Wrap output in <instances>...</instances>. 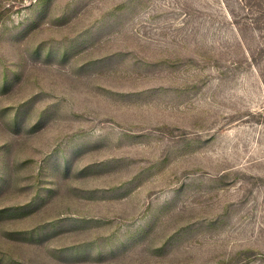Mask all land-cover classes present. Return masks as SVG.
<instances>
[{"label":"rangeland","instance_id":"rangeland-1","mask_svg":"<svg viewBox=\"0 0 264 264\" xmlns=\"http://www.w3.org/2000/svg\"><path fill=\"white\" fill-rule=\"evenodd\" d=\"M0 264H264V0H0Z\"/></svg>","mask_w":264,"mask_h":264}]
</instances>
